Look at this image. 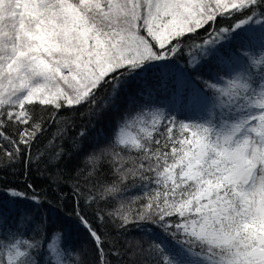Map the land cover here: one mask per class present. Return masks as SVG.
<instances>
[{
	"label": "snow or ice",
	"instance_id": "obj_1",
	"mask_svg": "<svg viewBox=\"0 0 264 264\" xmlns=\"http://www.w3.org/2000/svg\"><path fill=\"white\" fill-rule=\"evenodd\" d=\"M36 105L51 109L49 123L66 109L93 119L117 108L112 137L87 157L94 167L107 160L115 179L85 202L120 200L108 215L119 231L134 226L148 239L126 241L143 264H264V0H0L7 163L44 156L32 152L46 131ZM73 127H58L49 144ZM87 136L77 131L73 151ZM66 155L61 144L50 162ZM129 181L140 192L125 200ZM26 188H7L0 201V264H40L34 251L44 264H76L65 248L27 238L45 198ZM75 204L98 264H111L106 239ZM48 220L39 221L45 232Z\"/></svg>",
	"mask_w": 264,
	"mask_h": 264
},
{
	"label": "trees",
	"instance_id": "obj_2",
	"mask_svg": "<svg viewBox=\"0 0 264 264\" xmlns=\"http://www.w3.org/2000/svg\"><path fill=\"white\" fill-rule=\"evenodd\" d=\"M221 23L227 22L221 21ZM136 89L137 86L134 85L130 91L135 92ZM108 95L109 89L102 91L97 97L98 104L102 105ZM157 99L159 104L169 105V98L163 94ZM125 103L126 97L122 94L118 101L119 111H123ZM50 112L51 109L44 110L39 105L33 109L34 120L41 122L46 128L32 148L34 156L38 152L44 153L40 160L33 159L30 166H26L22 159L7 163L8 158L0 152V201L7 202L5 189L16 188L28 191L26 186L32 184L45 199L43 206L36 213L37 223L32 225L31 231H27V238L40 239L45 245L52 243L54 246L65 248L66 256L75 260L76 264H98L93 240L75 215V201L79 199L81 213L107 241L104 248L109 253L111 264H143L144 257H134L133 250L128 248L126 241L140 239L147 246L148 239L144 238L142 232L134 226H130L126 232L119 231L116 227L118 220L108 215L109 212H115L119 208L120 200L108 198L91 204L85 202L87 194L94 195L103 184H110L115 179L107 160L94 167L88 162L87 157L92 154L94 148L106 145L112 137L118 120L117 108L93 119H89L84 108L66 109L60 113L59 123H49ZM185 115H187L186 112H181L180 118L183 119ZM72 120H74V127L69 129L63 140L50 145L49 140L54 136L57 128L65 127L67 122ZM82 127L88 129V136L83 143L82 150L73 151L74 138ZM6 130L9 134L13 132L11 126ZM61 144L68 155L58 163L55 160L50 162L51 154ZM76 146L80 147L78 144ZM89 172H92L91 176ZM77 187L83 192V196L74 195V189ZM139 192L140 188L133 187L129 181L125 186L124 199L136 196ZM98 214L104 216L103 221L98 218ZM42 216L49 217L46 232L39 223ZM21 227L23 229L24 226ZM57 231L60 234L53 235ZM156 235L157 238H161L158 233ZM113 248L119 249L121 255L112 256L110 253ZM33 254L40 264H44L46 258L43 251H34Z\"/></svg>",
	"mask_w": 264,
	"mask_h": 264
}]
</instances>
